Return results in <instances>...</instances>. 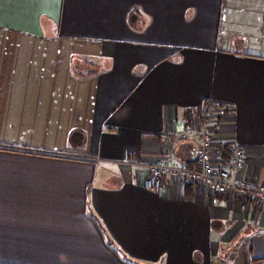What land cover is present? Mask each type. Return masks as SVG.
Segmentation results:
<instances>
[{"label":"crops","instance_id":"0c3cea01","mask_svg":"<svg viewBox=\"0 0 264 264\" xmlns=\"http://www.w3.org/2000/svg\"><path fill=\"white\" fill-rule=\"evenodd\" d=\"M208 116L264 184V0H0V264H264L254 200L142 186Z\"/></svg>","mask_w":264,"mask_h":264},{"label":"built area","instance_id":"2783aa9c","mask_svg":"<svg viewBox=\"0 0 264 264\" xmlns=\"http://www.w3.org/2000/svg\"><path fill=\"white\" fill-rule=\"evenodd\" d=\"M210 116L199 125L198 145L195 149L199 170L186 168L174 161L170 149L165 151L164 158L148 167L142 186L147 192H158L165 178L182 179L187 182L205 186L211 193L227 192L235 197L252 199L259 208L264 209V184H257L247 179H235L234 175L242 170L247 160L244 148L233 144L229 148V163L218 165L213 160L214 134ZM194 133L190 127L183 131V136ZM244 206H241V210Z\"/></svg>","mask_w":264,"mask_h":264}]
</instances>
